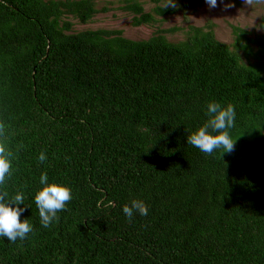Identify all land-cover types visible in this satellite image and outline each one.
<instances>
[{
    "label": "trees",
    "instance_id": "1",
    "mask_svg": "<svg viewBox=\"0 0 264 264\" xmlns=\"http://www.w3.org/2000/svg\"><path fill=\"white\" fill-rule=\"evenodd\" d=\"M146 1H123L135 27L202 0ZM99 12L97 0H0V140L13 154L0 192H23L34 229L0 238V264H264V36L74 30L71 17ZM211 101L236 111L223 157L187 144ZM44 172L73 194L48 228L34 202ZM133 199L149 214L129 221Z\"/></svg>",
    "mask_w": 264,
    "mask_h": 264
},
{
    "label": "clouds",
    "instance_id": "2",
    "mask_svg": "<svg viewBox=\"0 0 264 264\" xmlns=\"http://www.w3.org/2000/svg\"><path fill=\"white\" fill-rule=\"evenodd\" d=\"M209 9L217 7V0H204ZM223 3V0H220ZM166 7H176L175 0H167ZM206 121L194 132L187 135V144L198 148L206 155L220 152L222 157L231 153L236 145L237 139H233L231 129L235 127L236 111L231 104L222 105L211 101L206 105ZM257 131L262 126L254 128ZM3 133L0 132V136ZM41 163L45 162L47 156L41 153L38 157ZM13 168V154L0 140V186L11 177ZM40 188L34 195V202L39 212L40 224L48 228L54 221L59 219L58 213L66 210V205L73 198L72 189L57 181H50L46 172L39 177ZM24 206V207H22ZM30 208L25 205L23 192H17L9 198L7 192H0V238L7 239L9 243L17 240L27 239L33 232V225L29 219L21 220L23 213ZM123 214L131 221L135 215L144 217L149 214L148 205L140 199L131 200L130 204L123 206Z\"/></svg>",
    "mask_w": 264,
    "mask_h": 264
},
{
    "label": "rangeland",
    "instance_id": "3",
    "mask_svg": "<svg viewBox=\"0 0 264 264\" xmlns=\"http://www.w3.org/2000/svg\"><path fill=\"white\" fill-rule=\"evenodd\" d=\"M124 0H97L100 12L87 24H81L75 18V31L83 30H122L123 36L133 40L150 38L158 29L182 28L175 33H167L171 42H178L185 37L188 25L205 27L214 24L216 38L226 44H232L235 39L233 27L238 26L249 32V36L257 38L264 36V0H217V7L209 9L202 0L195 10H179L174 15L165 16L156 25L135 27L132 25V15L122 7ZM154 4L146 1L145 9L150 11ZM106 8L107 10H101ZM256 47V46H255Z\"/></svg>",
    "mask_w": 264,
    "mask_h": 264
}]
</instances>
